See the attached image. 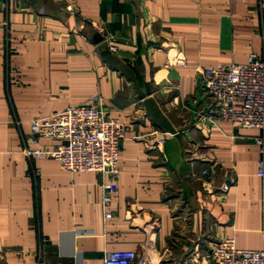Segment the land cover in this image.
<instances>
[{
    "label": "crops",
    "instance_id": "crops-1",
    "mask_svg": "<svg viewBox=\"0 0 264 264\" xmlns=\"http://www.w3.org/2000/svg\"><path fill=\"white\" fill-rule=\"evenodd\" d=\"M249 54L264 61L257 0H1L0 264H102L114 251L191 264L223 238L259 249L262 133L216 119L195 71ZM92 96L123 127L106 208L98 174L24 153L54 147L31 142L30 121Z\"/></svg>",
    "mask_w": 264,
    "mask_h": 264
},
{
    "label": "built area",
    "instance_id": "built-area-1",
    "mask_svg": "<svg viewBox=\"0 0 264 264\" xmlns=\"http://www.w3.org/2000/svg\"><path fill=\"white\" fill-rule=\"evenodd\" d=\"M1 2V0H0ZM264 7V0H257ZM111 53L114 46H108ZM172 65L183 68L185 60L179 52L172 57ZM204 92L213 101L215 117L227 121L240 129L260 131L261 137L255 140L259 153L264 145V61L255 54H249L244 63L223 64L215 67L196 69ZM235 100L239 104H235ZM100 98L92 96L87 101L65 107L62 111L29 122L31 142L40 138L54 142L51 150L25 151V155L39 158L45 155L55 160L62 171L69 173H96L102 179L100 204L106 208L117 190L118 143L123 136L120 122L103 113L98 103ZM203 170L201 175H207ZM255 176L264 185V160L256 164ZM230 179L228 183H232ZM227 184L221 187L226 191ZM105 219L110 218L104 212ZM261 247L256 250L235 247L232 238H223L213 246L210 253L191 264H264V234H261ZM102 264H144L143 258L132 251L105 253Z\"/></svg>",
    "mask_w": 264,
    "mask_h": 264
},
{
    "label": "water",
    "instance_id": "water-1",
    "mask_svg": "<svg viewBox=\"0 0 264 264\" xmlns=\"http://www.w3.org/2000/svg\"><path fill=\"white\" fill-rule=\"evenodd\" d=\"M95 38H97V36H94Z\"/></svg>",
    "mask_w": 264,
    "mask_h": 264
}]
</instances>
